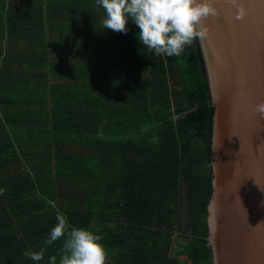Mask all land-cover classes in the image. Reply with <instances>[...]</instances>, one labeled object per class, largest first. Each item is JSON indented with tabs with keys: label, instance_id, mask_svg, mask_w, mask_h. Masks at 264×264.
Listing matches in <instances>:
<instances>
[{
	"label": "trees",
	"instance_id": "1",
	"mask_svg": "<svg viewBox=\"0 0 264 264\" xmlns=\"http://www.w3.org/2000/svg\"><path fill=\"white\" fill-rule=\"evenodd\" d=\"M96 0H0V264H49L57 213L108 264H213L214 107L198 39L155 56Z\"/></svg>",
	"mask_w": 264,
	"mask_h": 264
},
{
	"label": "water",
	"instance_id": "2",
	"mask_svg": "<svg viewBox=\"0 0 264 264\" xmlns=\"http://www.w3.org/2000/svg\"><path fill=\"white\" fill-rule=\"evenodd\" d=\"M247 15L215 0L199 41L211 104L212 195L207 207L213 264H264V0H243Z\"/></svg>",
	"mask_w": 264,
	"mask_h": 264
},
{
	"label": "clouds",
	"instance_id": "3",
	"mask_svg": "<svg viewBox=\"0 0 264 264\" xmlns=\"http://www.w3.org/2000/svg\"><path fill=\"white\" fill-rule=\"evenodd\" d=\"M233 11V18L242 21L247 15L243 0H224ZM215 0H96L105 17L101 21L104 29L127 34L131 20L139 29L138 40L155 56L179 57L198 39L205 41L209 29L204 21L218 17ZM259 119H264V102L255 106ZM7 189H0L3 195ZM264 207V202H261ZM57 224L50 231L44 244L51 246L63 240L57 255L49 258V264H108V253L101 243L103 237L84 227H74L65 215L57 213ZM45 248L25 251L23 255L40 262L45 257Z\"/></svg>",
	"mask_w": 264,
	"mask_h": 264
}]
</instances>
